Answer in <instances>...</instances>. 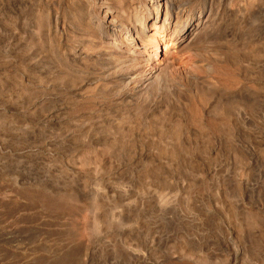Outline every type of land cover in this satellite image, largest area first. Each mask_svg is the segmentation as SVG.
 <instances>
[{
  "label": "rangeland",
  "instance_id": "rangeland-1",
  "mask_svg": "<svg viewBox=\"0 0 264 264\" xmlns=\"http://www.w3.org/2000/svg\"><path fill=\"white\" fill-rule=\"evenodd\" d=\"M254 1L233 0L244 10L222 14L219 41L179 48L154 91H137L146 56L128 63L125 100L102 76L105 60L68 57L99 47L82 23L95 0H0V264H264V8ZM164 12L147 20L148 36ZM186 73L210 87L193 92Z\"/></svg>",
  "mask_w": 264,
  "mask_h": 264
},
{
  "label": "bare ground",
  "instance_id": "bare-ground-1",
  "mask_svg": "<svg viewBox=\"0 0 264 264\" xmlns=\"http://www.w3.org/2000/svg\"><path fill=\"white\" fill-rule=\"evenodd\" d=\"M188 1L191 0H153L150 3L149 0H139V2L138 0H135L133 2L132 0H95L94 6L96 15L92 17L90 16L91 4L90 6L88 5L85 8V15L83 17L82 23H84L83 25H85L95 34H93L94 36H97V45L99 47L92 57L90 54L86 53V55H82L83 53L80 50L82 47L81 44V47L79 46L77 47V49L75 48L74 50L69 52L68 57L70 62L72 63L71 65L78 67V65L80 66V64L85 60L89 61L91 59L93 61L94 58L105 60V67L101 66L104 67L101 73L102 76H104L105 78L107 77V79L110 80L116 79L120 83V90L118 92V94L120 95L119 98L121 97L127 100L126 98L128 97L132 98V91L131 89H128L127 86L131 83L130 81H132L133 72L132 70L128 72H121V69L125 68V66L133 60L141 59L142 57L146 56L145 61L150 69L142 70L143 78L137 91H139L140 93L142 91L148 93L162 87L161 85L168 81V69L172 66H175L177 63H180L181 61L179 55L181 49L179 48H185L190 46L191 44L209 41L210 39H213L215 42L216 39L218 40V37H221L219 35L221 31L218 33L219 36L216 32L217 30L219 31L222 28V26L218 28L221 24V22L219 21L221 16L224 17L222 14H225L226 18H230L232 16L237 17L235 14H239L242 9L244 10V8H240V6H243L242 4L238 6L239 4L237 5L233 3V0H203L202 3H198L199 11L196 12L193 10V8L191 9L185 6L184 3ZM254 2V4L252 3L253 6L251 5L252 8H264L263 1L255 0ZM163 9L165 12L164 17L161 20L159 29L157 22H153L151 24V26H153V33L148 36L146 34L147 20L151 18L153 13L156 14L158 19ZM58 10L56 9L53 14V18L55 20V27H53V31L58 36V43H60L61 40L64 39L63 37L65 31L63 25L60 24V15ZM71 28H73L72 25ZM150 30L152 31V28ZM160 31L163 32V35L167 36L166 40H164V38H158L159 33H161ZM165 32L167 33L165 34ZM175 41H179V44L177 46V49H172L170 46H173L172 44ZM138 42H141L142 45L140 46ZM168 42L171 43L170 46L168 45ZM146 43L147 45L150 43L156 49L157 55L159 46L163 45V54H161L160 57H157V55H150V53L147 52L146 49H142V47ZM60 44L62 45V43ZM185 75L187 83L191 85L190 87L195 93H197L199 90L207 89L210 87L208 82L202 80V78L200 77L187 73ZM98 77L94 78L98 79ZM117 81L116 83L118 84ZM236 95L240 96L242 95V93ZM224 96L222 98L223 100ZM228 96L233 97V95L226 93V97ZM131 101L132 99L128 101V103ZM227 101L224 102L226 103ZM37 102L41 104L43 100L40 99ZM37 104L35 103L36 106Z\"/></svg>",
  "mask_w": 264,
  "mask_h": 264
}]
</instances>
